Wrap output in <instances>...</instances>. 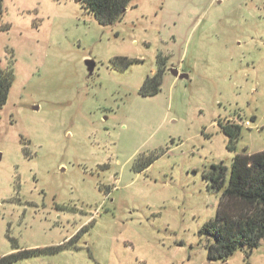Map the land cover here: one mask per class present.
<instances>
[{
	"label": "rangeland",
	"instance_id": "374dc122",
	"mask_svg": "<svg viewBox=\"0 0 264 264\" xmlns=\"http://www.w3.org/2000/svg\"><path fill=\"white\" fill-rule=\"evenodd\" d=\"M3 7L0 260L264 264V242L210 261L204 233L215 167L227 184L236 155L264 151V0H133L112 25L76 0Z\"/></svg>",
	"mask_w": 264,
	"mask_h": 264
},
{
	"label": "trees",
	"instance_id": "16d2710c",
	"mask_svg": "<svg viewBox=\"0 0 264 264\" xmlns=\"http://www.w3.org/2000/svg\"><path fill=\"white\" fill-rule=\"evenodd\" d=\"M133 0H77L101 25H112L122 19ZM4 0H0V23L4 16ZM5 26L3 30H8ZM130 61L127 59H119ZM163 70L148 77L142 92L157 95L161 90ZM14 81L12 68L0 67V107L6 105ZM229 138V149L234 150L241 138L240 125L220 126ZM227 169L215 167L209 176L212 189L221 193L217 217L204 227L212 240L208 245L210 261H228L237 251L245 250L249 257L264 242V151L236 155L226 184ZM27 254V253H25ZM15 255L0 260L9 264Z\"/></svg>",
	"mask_w": 264,
	"mask_h": 264
},
{
	"label": "water",
	"instance_id": "95a60500",
	"mask_svg": "<svg viewBox=\"0 0 264 264\" xmlns=\"http://www.w3.org/2000/svg\"><path fill=\"white\" fill-rule=\"evenodd\" d=\"M76 2H77V0H76ZM86 64H87V67H88L89 72L90 73H93L94 68H95V63L92 62V61H87ZM173 73H174L175 76H178L179 75V73L177 71H174ZM179 77L181 79H188L189 76L187 74H182ZM0 159H1V155H0Z\"/></svg>",
	"mask_w": 264,
	"mask_h": 264
},
{
	"label": "built area",
	"instance_id": "2783aa9c",
	"mask_svg": "<svg viewBox=\"0 0 264 264\" xmlns=\"http://www.w3.org/2000/svg\"><path fill=\"white\" fill-rule=\"evenodd\" d=\"M245 126L251 128L252 127V124H251V122L248 121V122L245 123Z\"/></svg>",
	"mask_w": 264,
	"mask_h": 264
}]
</instances>
